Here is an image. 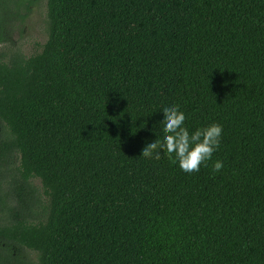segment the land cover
I'll return each mask as SVG.
<instances>
[{"label": "trees", "instance_id": "1", "mask_svg": "<svg viewBox=\"0 0 264 264\" xmlns=\"http://www.w3.org/2000/svg\"><path fill=\"white\" fill-rule=\"evenodd\" d=\"M47 7L40 52L0 49V264H264V0ZM166 104L223 128L199 171L142 154Z\"/></svg>", "mask_w": 264, "mask_h": 264}, {"label": "clouds", "instance_id": "2", "mask_svg": "<svg viewBox=\"0 0 264 264\" xmlns=\"http://www.w3.org/2000/svg\"><path fill=\"white\" fill-rule=\"evenodd\" d=\"M160 112L162 120L158 127L162 138L149 143L142 154L151 156L153 152L158 156L163 149L177 162L178 167L185 173L199 171L202 164L212 159L213 153L219 148L223 128L212 123L206 127L198 128L194 132L184 126L185 113L176 104L164 105ZM213 172H219L223 168V161L216 160L212 164Z\"/></svg>", "mask_w": 264, "mask_h": 264}, {"label": "rangeland", "instance_id": "3", "mask_svg": "<svg viewBox=\"0 0 264 264\" xmlns=\"http://www.w3.org/2000/svg\"><path fill=\"white\" fill-rule=\"evenodd\" d=\"M48 0H35L28 11L24 7L17 8L14 5L3 13L6 20L4 23V41L0 49L10 55L20 51L26 56H32L40 52L48 39ZM33 182L42 189V182L34 178ZM21 255H25L32 264H40L38 253L29 249H18Z\"/></svg>", "mask_w": 264, "mask_h": 264}]
</instances>
